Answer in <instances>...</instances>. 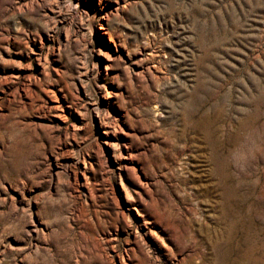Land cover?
Here are the masks:
<instances>
[{
    "label": "rangeland",
    "instance_id": "374dc122",
    "mask_svg": "<svg viewBox=\"0 0 264 264\" xmlns=\"http://www.w3.org/2000/svg\"><path fill=\"white\" fill-rule=\"evenodd\" d=\"M0 264H264V0H0Z\"/></svg>",
    "mask_w": 264,
    "mask_h": 264
}]
</instances>
